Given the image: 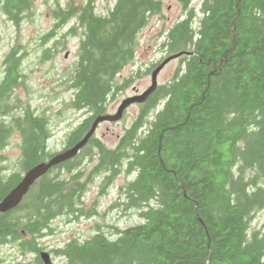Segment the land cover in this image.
<instances>
[{"label": "trees", "instance_id": "16d2710c", "mask_svg": "<svg viewBox=\"0 0 264 264\" xmlns=\"http://www.w3.org/2000/svg\"><path fill=\"white\" fill-rule=\"evenodd\" d=\"M90 1H70L72 32L81 28L82 35L69 105L87 116L68 145L131 81L116 77L133 61L149 17L162 10L161 0H115L99 14ZM177 1L187 13L164 32L162 47L166 56L189 51L182 65L148 96L115 147L89 138L59 164L67 174L49 169L16 207L0 212V244L16 243L41 263L38 240L55 218L95 215L94 206L84 207L92 178H83L79 165L87 158L96 160L93 175L105 174L101 189L121 171L133 175L118 187V206L136 209L142 221L108 232L97 225L85 239L71 238L51 250L63 264H264V229L250 231L264 205V0H201L197 8ZM25 5L7 0L5 10L15 14ZM6 63L0 111L19 76L14 53ZM45 123L29 107L0 122V150L13 133L21 137L19 169L0 176V200L25 170L57 152L45 146Z\"/></svg>", "mask_w": 264, "mask_h": 264}, {"label": "rangeland", "instance_id": "374dc122", "mask_svg": "<svg viewBox=\"0 0 264 264\" xmlns=\"http://www.w3.org/2000/svg\"><path fill=\"white\" fill-rule=\"evenodd\" d=\"M35 15L32 20H26L22 23L21 40L28 44L35 32L48 26L49 18H47L46 6L43 0H34ZM82 0H75L78 4ZM95 10L99 14H105L108 8L112 7L115 0H95ZM162 10L149 17L145 27L141 29L138 35V44L136 45L135 57L131 63H128L116 77V81L122 83L125 79H129L128 85L122 90L115 91L109 95L107 100V111H115L120 101L134 93L135 90L142 91L150 84V72L155 67L151 64L162 60L166 57V53L162 47L164 32L169 29L176 21L184 18L187 10L177 0H161ZM201 0H193L192 4L197 8V4ZM0 35L2 41L0 43V61L3 56V50L6 44L15 37V28L11 25L7 26L3 18L0 16ZM70 47L68 52L62 51L55 53L51 58L52 62H44L41 54H27L22 64V71L26 74L24 86L27 87L26 92L24 86H21V95L17 97L19 105L24 107L29 105L34 112L43 114L48 110L47 114L51 116L53 137L47 143V149L51 152L59 151L62 148L63 139L69 129L74 128L75 122L79 117L87 116L85 112H78L70 108L63 114H56L57 110L64 108L63 102L67 98L70 99L73 89L70 87L69 92H61L57 89L56 83L62 77V71L65 68L69 78L71 69L77 58V38L70 39ZM68 54V55H67ZM44 62V63H43ZM182 65L180 57L169 61L159 72L158 83L168 81L174 74L176 68ZM65 75V74H64ZM54 88V89H53ZM43 111V112H42ZM20 113V111H19ZM84 114V115H83ZM139 114L137 105H130L124 110L120 120L114 122H101L98 126L95 137L100 139L104 145L113 148L116 146L119 137H121L126 128L136 120ZM21 137L17 132L13 133L9 138L7 145L0 150L1 164L7 166L10 171L19 169L18 159L21 155L20 145ZM95 159L89 160L84 158L81 162L84 176L92 171ZM64 175V174H63ZM104 173L92 175L91 182L88 184V191L84 197V207L89 209L94 206L95 215L86 217L84 215L70 217H57L51 222L52 231L39 238L41 250L50 253L53 264H63V259L57 256L51 250L61 247L71 238L85 239L96 231L98 225L104 231H112L114 227L122 229L124 227L140 223L142 218L136 209H124L119 205L122 196L118 192L119 185L123 184L127 179H131L133 175L126 176L119 173L113 184L104 186L102 189ZM84 178V177H83ZM264 229V205L261 209L254 212L250 223V231ZM40 250V251H41ZM0 264H43L36 262V253L22 252L16 243L5 242L0 244Z\"/></svg>", "mask_w": 264, "mask_h": 264}, {"label": "flooded vegetation", "instance_id": "af4514ba", "mask_svg": "<svg viewBox=\"0 0 264 264\" xmlns=\"http://www.w3.org/2000/svg\"><path fill=\"white\" fill-rule=\"evenodd\" d=\"M7 0H0V16L3 18L4 23L9 26L11 25L12 27L15 28V37L10 41L9 44H6V47L3 50V56L0 61V88L2 85H4L7 82V75H8V64L6 63L8 57L10 54L14 53V57L19 58V64H18V79L16 80L17 82L14 83L8 90V95H7V102L4 105V109L0 111V122H8L12 115H17L21 114L22 109L29 107V109H32L29 105H25L22 107L19 105V102L17 100V97L21 95V86H24V81L26 78V74L24 71H22V64L23 60L27 56V54H32L35 53L36 55L41 54V57L43 56L42 54L46 53L48 54L47 57L44 60V62H52L51 58L55 53L59 54L62 51L68 52V49L70 47V39L71 38H77V47L79 45V39L81 34V28H78V34H73L72 29L75 27V16L69 17V9H70V1L71 0H43V4L46 6L47 12V18H49L48 26L44 29H41L37 32H35V35L32 37V39L29 41L28 44L24 43L21 40V29H22V23L26 20H32L33 16L35 15L36 9H35V4L36 2L34 0H26V5L23 9H20L17 11V13L12 14V13H7L5 10V2ZM75 0H73L74 2ZM86 0H82L80 2H83ZM89 1V0H88ZM95 0H91L89 3L91 7H93V10L96 11L95 9ZM2 36L0 35V43L2 41ZM2 45V44H1ZM0 45V46H1ZM68 55V54H67ZM43 62V63H44ZM65 74V75H64ZM59 81L56 83L57 89L60 88L61 92H69L70 87H69V75L65 68L62 71V77L58 79ZM25 90L27 89L26 86H24ZM54 89V88H53ZM143 91V90H142ZM142 91L135 90L134 93H140ZM28 92V90H26ZM133 93V94H134ZM132 95V94H131ZM145 102V101H144ZM143 103H133L131 105H137L139 107V111L141 107L144 105ZM64 108L62 110H57L56 114H63L64 111L69 110V98L63 102ZM33 110V109H32ZM20 111V113H19ZM43 112V111H42ZM49 112L48 110L44 111L43 114H38L34 112V115L38 114L44 118H46V123L45 125L48 126V131L46 132L45 138H44V143L45 146L47 147V143L49 139H51L54 135L52 126L50 125L51 121V116L44 115ZM79 113L82 111H78ZM115 111H107L106 113H113ZM84 115V114H83ZM85 118V117H84ZM79 117V120L75 122V125L73 126L76 128L79 124L82 123L83 119ZM107 122V121H104ZM110 123V122H107ZM101 124V123H100ZM99 124V125H100ZM98 125V126H99ZM74 128L69 129V124L67 126V132L65 134V137L63 139L62 143V148L59 150L66 149L70 146H72L74 143L71 145H68L69 141V134L70 131H72ZM98 128V127H97ZM97 130V129H96ZM96 132V131H95ZM95 133L92 135L95 139L98 141L102 142L100 139L96 138ZM120 139V137H119ZM118 139V141H119ZM118 143V142H117ZM117 145V144H116ZM57 151V152H59ZM61 164V163H60ZM60 165H56L55 167L51 168L50 170L53 171L54 174H67V171L63 169V167H59ZM95 166V164H94ZM93 166V168H94ZM59 167V168H57ZM80 171H83V168H81V164L79 165ZM92 168V169H93ZM26 171V170H25ZM24 171V172H25ZM23 172V173H24ZM11 171L10 169L1 164L0 160V176L1 175H7L10 174ZM120 173H124L121 171ZM84 172L82 173V177L87 178V177H92V171L88 174V176L83 175ZM129 176V175H128Z\"/></svg>", "mask_w": 264, "mask_h": 264}, {"label": "water", "instance_id": "95a60500", "mask_svg": "<svg viewBox=\"0 0 264 264\" xmlns=\"http://www.w3.org/2000/svg\"><path fill=\"white\" fill-rule=\"evenodd\" d=\"M189 54V51H182L175 54H170L164 57L150 72V84L146 89L140 93H134L124 97L118 104L115 112L113 113H104L97 115L93 118L89 129L85 134L72 146L63 149L59 152L54 153L52 156L47 158L44 161H41L27 171L23 173L21 179L18 183L9 190V192L0 200V212H6L8 210L16 207L19 202L22 200L23 196L27 193L29 188L34 184V182L43 174L48 172L52 167L65 162L68 159L73 158L78 154L81 148L87 143L89 138L95 133L98 125L101 122L109 121L114 122L122 118L124 110L133 103H143L146 101L148 96L156 89L158 86V74L161 69L171 60L180 57L182 54ZM40 260L43 264H53L51 255L45 250L39 252Z\"/></svg>", "mask_w": 264, "mask_h": 264}]
</instances>
